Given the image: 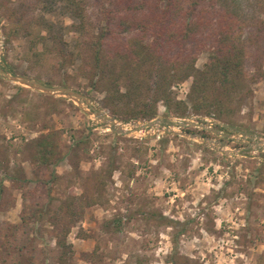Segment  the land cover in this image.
Listing matches in <instances>:
<instances>
[{"label":"rangeland","instance_id":"374dc122","mask_svg":"<svg viewBox=\"0 0 264 264\" xmlns=\"http://www.w3.org/2000/svg\"><path fill=\"white\" fill-rule=\"evenodd\" d=\"M84 5L87 16L95 17L94 0ZM243 7L250 18L264 21L258 0H245ZM22 12L31 24L13 35L9 17ZM75 24L66 0H11L0 8V68L18 76L27 72L44 85L59 83L62 75L45 63L33 64L29 49L40 36L48 41L38 51L73 46ZM207 62L201 54L196 67ZM76 74L68 70L69 89L91 98L127 134L114 133L85 102L49 96L0 74V259L4 235L33 206L23 197L25 180L34 201L48 203L34 181L33 154L37 141L50 136L64 159L54 168L60 179L51 186L52 211L31 231L35 264H60L61 255L67 264H174L173 256L176 264H264V184L257 181L264 163V78L249 85L251 95L237 97L232 116L196 114L190 105L181 117L160 103L154 120L126 121L105 109L104 95L86 80H74ZM172 92L188 102L191 82ZM83 138L89 143L77 158L73 146ZM91 198L97 204L88 207L84 200ZM71 201L76 212L65 238L55 223L69 217L55 213ZM169 221L174 228L162 223Z\"/></svg>","mask_w":264,"mask_h":264},{"label":"trees","instance_id":"16d2710c","mask_svg":"<svg viewBox=\"0 0 264 264\" xmlns=\"http://www.w3.org/2000/svg\"><path fill=\"white\" fill-rule=\"evenodd\" d=\"M10 1L0 0V8ZM66 2L77 21L73 46L53 44L38 51L39 45L47 40L40 36L39 40H33L28 59L33 64L45 63L62 75L63 80L59 83L49 80L48 86L72 88L68 70L74 69L77 71L74 80H86L87 87L104 95L105 109L126 121L154 120L160 103L181 117L189 113L190 105L196 114L214 112L219 117L232 116L237 97L243 93V97L251 95L249 85L264 78V21L245 14V0H94L93 18L86 14L85 0ZM258 3L264 11V0ZM9 18L13 35L21 33L24 23L31 24L24 12L19 18L15 14ZM25 35L33 38L32 34ZM201 54L208 55V62L198 69ZM22 76L36 78L27 72ZM189 81L188 102L176 99L172 88ZM201 135L212 137L206 131ZM88 143L83 138L73 146L77 158ZM63 159L52 137L41 138L35 144L34 181L44 189L48 203L42 206L35 202L34 192L26 188L25 180L21 186L23 197L31 199L33 206L26 207L21 222L4 235L1 264H35L31 231L52 211L51 186L60 179L54 168ZM76 170L79 171V166ZM258 173V184H264V163ZM102 185L99 182L96 188L102 189ZM84 201L88 207L97 204L96 198ZM74 204L72 201L69 205L62 204L55 213L57 218L69 217L68 221L55 223V227L62 228L65 238L75 216ZM162 223L173 228L176 225L172 221ZM179 236L178 233L174 237L175 247ZM66 246L60 239L59 247L66 251ZM169 261L176 264V256ZM59 263L67 264V258L61 255Z\"/></svg>","mask_w":264,"mask_h":264},{"label":"water","instance_id":"95a60500","mask_svg":"<svg viewBox=\"0 0 264 264\" xmlns=\"http://www.w3.org/2000/svg\"><path fill=\"white\" fill-rule=\"evenodd\" d=\"M1 32V29H0ZM0 74L8 81L19 84L25 88L28 89H32L34 91H38V92H42L44 94H47L49 96H59V97H64V98H68L70 100L76 101L78 103L80 102H85L88 107L92 110V114L98 118L99 120H103L104 122L107 123V120H112L113 124L108 125L109 126H114L116 121L109 118L102 110L97 109L93 106V101L91 100V98L75 91L69 88H64V87H50V86H46L36 80H33L31 78H27V77H22V76H18V75H13L10 74L7 70L1 69L0 68ZM156 122H151L150 124H148L147 127L153 126ZM111 127V130L116 133V134H127V132H124L123 130ZM260 145L258 144L257 147H259Z\"/></svg>","mask_w":264,"mask_h":264},{"label":"bare ground","instance_id":"6f19581e","mask_svg":"<svg viewBox=\"0 0 264 264\" xmlns=\"http://www.w3.org/2000/svg\"><path fill=\"white\" fill-rule=\"evenodd\" d=\"M107 123L109 124V125H111V124H113V122H112V120H107ZM108 125V126H109ZM113 126V125H112ZM112 126H110V127H112ZM114 128H117V129H120V130H123L124 132H128L127 130H125V129H123V128H125L122 124H119V123H115V125L113 126Z\"/></svg>","mask_w":264,"mask_h":264}]
</instances>
